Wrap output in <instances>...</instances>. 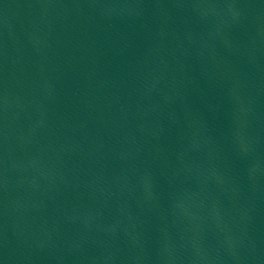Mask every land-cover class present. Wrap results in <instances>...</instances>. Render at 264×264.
Here are the masks:
<instances>
[{
	"label": "water",
	"instance_id": "obj_1",
	"mask_svg": "<svg viewBox=\"0 0 264 264\" xmlns=\"http://www.w3.org/2000/svg\"><path fill=\"white\" fill-rule=\"evenodd\" d=\"M0 264H264V0H0Z\"/></svg>",
	"mask_w": 264,
	"mask_h": 264
}]
</instances>
